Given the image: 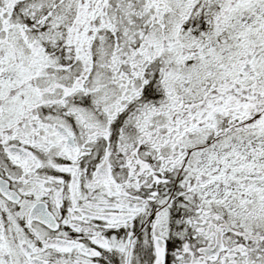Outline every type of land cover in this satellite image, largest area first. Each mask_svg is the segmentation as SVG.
Listing matches in <instances>:
<instances>
[{"label":"snow or ice","instance_id":"6c2138e0","mask_svg":"<svg viewBox=\"0 0 264 264\" xmlns=\"http://www.w3.org/2000/svg\"><path fill=\"white\" fill-rule=\"evenodd\" d=\"M0 264H264V0H0Z\"/></svg>","mask_w":264,"mask_h":264}]
</instances>
